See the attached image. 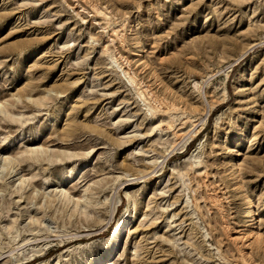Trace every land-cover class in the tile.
Here are the masks:
<instances>
[{
    "label": "rangeland",
    "instance_id": "obj_1",
    "mask_svg": "<svg viewBox=\"0 0 264 264\" xmlns=\"http://www.w3.org/2000/svg\"><path fill=\"white\" fill-rule=\"evenodd\" d=\"M0 105V264H264V0H0Z\"/></svg>",
    "mask_w": 264,
    "mask_h": 264
},
{
    "label": "bare ground",
    "instance_id": "obj_2",
    "mask_svg": "<svg viewBox=\"0 0 264 264\" xmlns=\"http://www.w3.org/2000/svg\"><path fill=\"white\" fill-rule=\"evenodd\" d=\"M139 57H143V54H139ZM127 77L129 80H131V78L129 76H127ZM0 110L2 111L3 109H0ZM204 119L205 118L201 119V121L199 122V125H201L203 123ZM229 150L232 151L233 149L230 148ZM26 151L34 152L37 150L29 148ZM0 162H1L2 168H11L13 171L17 170V169H15V167L17 166V159L10 154H7V155H1L0 154ZM233 172H234L233 177H236L237 176V170L235 169ZM17 174H19V172L15 173V175H17ZM18 179H19V183L22 187L28 186L30 184L28 177H24L23 175H20L18 177ZM49 180L50 179H47L46 181L48 182ZM56 189H55V193H59V195L66 202L67 201L73 202V206H72L73 213L77 212L78 214L83 215L85 217H89V215L92 214V211L89 209V207H91V205H92V202L89 200V197L86 196L84 199L83 198H76V197L70 195L66 189L61 188V186H57ZM46 195L50 197V195H48V193H46ZM112 208H114V206ZM128 215H129V209L126 208L125 212H124V217L122 218V220H120L116 223L115 227L111 231L110 238L112 240V243L102 252V254L98 258L92 260L88 264H107L109 262L110 258L112 257V253L114 252V250L117 247V241L121 237V230L124 228V226H125V229H127L128 226L130 225V220L128 218ZM244 218L247 220L248 233L251 234L253 237H255V239H260L261 235H260L259 230H258L259 227L257 224L256 212L254 210V199L252 197H248V199H247L245 211H244ZM45 225H47V224H45ZM47 226L49 227V225H47Z\"/></svg>",
    "mask_w": 264,
    "mask_h": 264
}]
</instances>
